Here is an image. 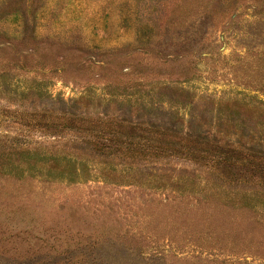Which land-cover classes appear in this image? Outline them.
Returning a JSON list of instances; mask_svg holds the SVG:
<instances>
[{
    "label": "rangeland",
    "instance_id": "rangeland-1",
    "mask_svg": "<svg viewBox=\"0 0 264 264\" xmlns=\"http://www.w3.org/2000/svg\"><path fill=\"white\" fill-rule=\"evenodd\" d=\"M0 264H264V0H0Z\"/></svg>",
    "mask_w": 264,
    "mask_h": 264
},
{
    "label": "trees",
    "instance_id": "trees-1",
    "mask_svg": "<svg viewBox=\"0 0 264 264\" xmlns=\"http://www.w3.org/2000/svg\"><path fill=\"white\" fill-rule=\"evenodd\" d=\"M73 116H74V113H70V112H69V114H67L66 118H67V119H71V120H73ZM200 141H203L204 144H207V145H208L209 142H210L211 140H208V139H203V140H201V139H200ZM214 141H215V140H212L211 144L208 145V146H209V147L212 146V143H213ZM207 145H205L204 148L209 149V147H207ZM225 157H228V156L226 155Z\"/></svg>",
    "mask_w": 264,
    "mask_h": 264
}]
</instances>
